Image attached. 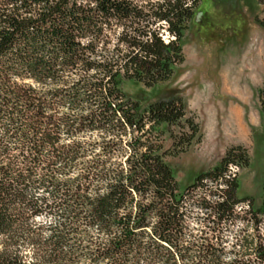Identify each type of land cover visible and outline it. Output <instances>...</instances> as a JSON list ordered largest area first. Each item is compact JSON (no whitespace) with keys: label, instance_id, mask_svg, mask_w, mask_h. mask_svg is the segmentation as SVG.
<instances>
[{"label":"trees","instance_id":"obj_1","mask_svg":"<svg viewBox=\"0 0 264 264\" xmlns=\"http://www.w3.org/2000/svg\"><path fill=\"white\" fill-rule=\"evenodd\" d=\"M199 1L0 0V264H264V245L227 255L218 235L239 217L229 166L247 150L182 190L166 157L198 123L180 96L141 107L121 88L173 76ZM182 120L191 134L164 149L160 127Z\"/></svg>","mask_w":264,"mask_h":264},{"label":"rangeland","instance_id":"obj_2","mask_svg":"<svg viewBox=\"0 0 264 264\" xmlns=\"http://www.w3.org/2000/svg\"><path fill=\"white\" fill-rule=\"evenodd\" d=\"M262 10L259 0H200L182 39L185 61L175 67L173 76L150 88L121 82L126 96L138 100L141 107L165 94L180 96L186 116L198 123L199 132L185 150L166 157L182 190L198 174L217 166L230 148L247 150V163L239 161L235 171L239 217L234 226L218 233L227 255L233 250L244 256L251 240L254 248L264 245V112L259 99L264 87V27L257 22L264 17ZM159 24L162 38L172 39L167 25ZM160 128L164 149L172 147L174 137L191 134L184 120ZM224 187L206 181L208 200H218V190ZM196 216L206 217L192 205L190 221ZM233 242H237L234 247Z\"/></svg>","mask_w":264,"mask_h":264},{"label":"built area","instance_id":"obj_3","mask_svg":"<svg viewBox=\"0 0 264 264\" xmlns=\"http://www.w3.org/2000/svg\"><path fill=\"white\" fill-rule=\"evenodd\" d=\"M236 169H238V166L235 165V164H234V166H233V164H231V165L229 166V173H230L232 176L236 175V172H235Z\"/></svg>","mask_w":264,"mask_h":264}]
</instances>
